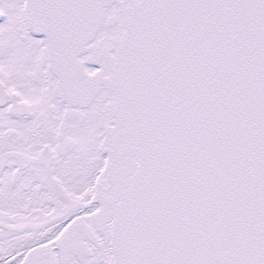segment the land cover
Listing matches in <instances>:
<instances>
[{
  "label": "snow or ice",
  "instance_id": "snow-or-ice-1",
  "mask_svg": "<svg viewBox=\"0 0 264 264\" xmlns=\"http://www.w3.org/2000/svg\"><path fill=\"white\" fill-rule=\"evenodd\" d=\"M0 264H264V0H0Z\"/></svg>",
  "mask_w": 264,
  "mask_h": 264
}]
</instances>
